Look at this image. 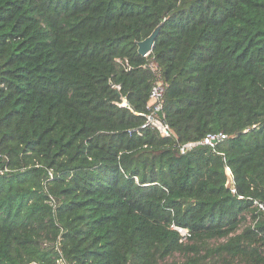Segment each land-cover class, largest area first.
<instances>
[{
  "label": "trees",
  "instance_id": "16d2710c",
  "mask_svg": "<svg viewBox=\"0 0 264 264\" xmlns=\"http://www.w3.org/2000/svg\"><path fill=\"white\" fill-rule=\"evenodd\" d=\"M254 199L264 0H0V264H264Z\"/></svg>",
  "mask_w": 264,
  "mask_h": 264
},
{
  "label": "built area",
  "instance_id": "2783aa9c",
  "mask_svg": "<svg viewBox=\"0 0 264 264\" xmlns=\"http://www.w3.org/2000/svg\"><path fill=\"white\" fill-rule=\"evenodd\" d=\"M164 88L165 85L160 82L154 83L152 85L150 89L149 97L146 102L147 107L150 108L151 111L146 114V121L142 124V127L149 124L155 127L156 129H158L163 136H169L172 134V130L169 124L164 119H161L157 114V111L162 110L163 107L162 96L164 93ZM225 137L226 134L223 132H208L199 141H188L184 144H181L180 150L183 152L186 148L192 147L196 144L213 145L216 142L224 139ZM253 203L258 209L264 210V200L254 199ZM171 227L179 233L180 241H185L190 236L189 229L184 226L172 224ZM31 263H35V262H31Z\"/></svg>",
  "mask_w": 264,
  "mask_h": 264
},
{
  "label": "water",
  "instance_id": "95a60500",
  "mask_svg": "<svg viewBox=\"0 0 264 264\" xmlns=\"http://www.w3.org/2000/svg\"><path fill=\"white\" fill-rule=\"evenodd\" d=\"M159 26L160 25H157L152 30V32L149 35H147L145 38L137 41V51L139 54L147 55L152 50L154 41L158 35ZM157 114L161 119H164V113L162 110L157 111ZM226 173L228 174L227 184L230 186V189H233L234 185L229 168H226Z\"/></svg>",
  "mask_w": 264,
  "mask_h": 264
},
{
  "label": "rangeland",
  "instance_id": "374dc122",
  "mask_svg": "<svg viewBox=\"0 0 264 264\" xmlns=\"http://www.w3.org/2000/svg\"><path fill=\"white\" fill-rule=\"evenodd\" d=\"M31 264H37V263H31Z\"/></svg>",
  "mask_w": 264,
  "mask_h": 264
}]
</instances>
